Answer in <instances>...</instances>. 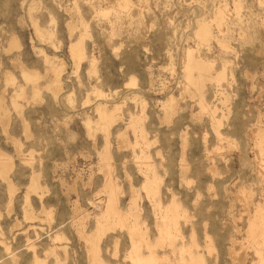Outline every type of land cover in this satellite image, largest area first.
I'll list each match as a JSON object with an SVG mask.
<instances>
[{
	"label": "rangeland",
	"instance_id": "rangeland-1",
	"mask_svg": "<svg viewBox=\"0 0 264 264\" xmlns=\"http://www.w3.org/2000/svg\"><path fill=\"white\" fill-rule=\"evenodd\" d=\"M0 108V264H264V0H0Z\"/></svg>",
	"mask_w": 264,
	"mask_h": 264
},
{
	"label": "bare ground",
	"instance_id": "bare-ground-1",
	"mask_svg": "<svg viewBox=\"0 0 264 264\" xmlns=\"http://www.w3.org/2000/svg\"><path fill=\"white\" fill-rule=\"evenodd\" d=\"M202 35H203V38H205L206 36H207V34H208V32H209V29L208 28H204L203 27V29H202ZM210 35V34H209ZM206 39H208L207 37H206ZM198 63V62H197ZM205 72V71H204ZM206 72H207V70H206ZM208 73V72H207ZM208 78V77H207ZM204 79H205V76H204ZM192 81V80H191ZM209 81V80H208ZM197 94V93H196ZM0 110H2L1 108H0ZM1 112V111H0ZM106 116V115H105ZM107 121V120H106ZM2 160H0V172H2V170L4 169L3 167H4V165H3V163L1 162ZM8 163V162H7ZM4 171H5V169H4ZM5 173V172H4ZM3 173V174H4ZM2 176V175H1ZM5 176V175H4ZM94 204V203H93ZM141 263V262H140Z\"/></svg>",
	"mask_w": 264,
	"mask_h": 264
}]
</instances>
